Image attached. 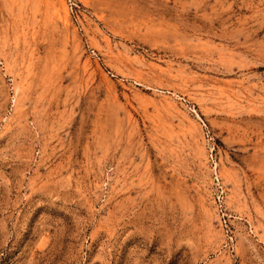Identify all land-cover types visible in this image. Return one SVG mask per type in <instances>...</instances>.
I'll use <instances>...</instances> for the list:
<instances>
[{
  "label": "rangeland",
  "instance_id": "obj_1",
  "mask_svg": "<svg viewBox=\"0 0 264 264\" xmlns=\"http://www.w3.org/2000/svg\"><path fill=\"white\" fill-rule=\"evenodd\" d=\"M0 264H264V0H0Z\"/></svg>",
  "mask_w": 264,
  "mask_h": 264
}]
</instances>
